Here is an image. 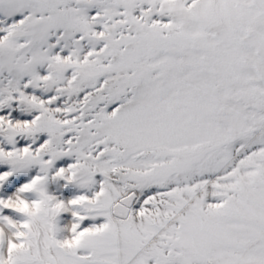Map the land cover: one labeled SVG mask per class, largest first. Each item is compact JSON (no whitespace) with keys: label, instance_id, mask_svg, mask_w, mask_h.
I'll return each instance as SVG.
<instances>
[{"label":"snow or ice","instance_id":"1","mask_svg":"<svg viewBox=\"0 0 264 264\" xmlns=\"http://www.w3.org/2000/svg\"><path fill=\"white\" fill-rule=\"evenodd\" d=\"M0 264H264V0H0Z\"/></svg>","mask_w":264,"mask_h":264}]
</instances>
